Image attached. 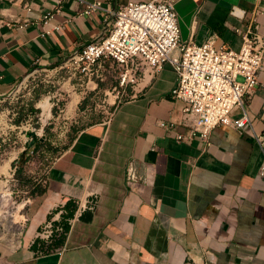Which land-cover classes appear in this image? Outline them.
<instances>
[{
	"label": "crops",
	"instance_id": "crops-1",
	"mask_svg": "<svg viewBox=\"0 0 264 264\" xmlns=\"http://www.w3.org/2000/svg\"><path fill=\"white\" fill-rule=\"evenodd\" d=\"M58 1L33 0L29 12L0 0V98L33 71L57 72L84 46L101 40L129 0H100L102 9L91 16L79 15L81 5L65 0L62 13L43 24ZM255 3L178 0L182 41L202 45L215 36L218 45L240 51L250 24L242 15ZM24 21L36 25L20 28ZM258 24L264 37L263 16ZM55 28L52 36H40ZM106 66L100 69L102 81ZM176 77L170 64L156 76L147 74L130 92L135 98L113 96L109 104L117 105L109 122L92 116L68 140L39 179L46 182L41 183L44 193L27 207L19 246L0 248V264H264V149L257 142L264 134V70L248 99L253 128L219 127L208 147L198 138L188 139L186 105L171 95ZM85 85L75 93L71 87L68 125L81 119L86 94L110 91L95 80ZM24 159L22 154L19 162L11 161L14 169ZM131 170L142 180H130ZM70 201L77 210L65 245L38 256L31 246L39 230L49 216L61 225Z\"/></svg>",
	"mask_w": 264,
	"mask_h": 264
},
{
	"label": "built area",
	"instance_id": "built-area-1",
	"mask_svg": "<svg viewBox=\"0 0 264 264\" xmlns=\"http://www.w3.org/2000/svg\"><path fill=\"white\" fill-rule=\"evenodd\" d=\"M8 1L32 11L33 0ZM64 1L59 0L54 12L45 14L43 24L48 25L55 14L62 13ZM74 1L83 8L79 12L81 16H91L102 9L100 0ZM177 2L129 0L116 11L101 40L84 46L57 71L69 68L73 72L70 79L79 77L88 82L95 77L101 80L100 69L110 63L118 71L114 91L117 100L122 101L124 97L135 98L130 92L136 91L147 74L156 76L165 64H170L177 76L171 95L174 100L186 105L183 120L189 128L188 139L198 138L208 147L213 132L219 127L238 131L253 128L247 106L249 96L259 86V75L264 70V37L258 24L259 18L264 17V0H256L249 14L243 12L242 17L248 16L250 24L242 36L240 51L218 45L215 36L202 45L182 41ZM233 14L236 15V8ZM67 22H72V18ZM31 24L36 25L24 21L19 27ZM54 30L59 29L46 30L40 36H52ZM161 127L168 128L165 123H161ZM178 140H184V136H179ZM257 142L264 149V134L257 137ZM129 179L142 180L134 170L129 172ZM38 182L46 183L44 179ZM28 202L31 205L33 198ZM53 223H47L36 239L50 243L54 234L63 232L62 225L55 227ZM37 255L44 256V250L39 248Z\"/></svg>",
	"mask_w": 264,
	"mask_h": 264
},
{
	"label": "rangeland",
	"instance_id": "rangeland-1",
	"mask_svg": "<svg viewBox=\"0 0 264 264\" xmlns=\"http://www.w3.org/2000/svg\"><path fill=\"white\" fill-rule=\"evenodd\" d=\"M105 66L108 68L107 78L102 81L95 77L94 80L104 84L102 89L110 91L107 94L103 91L86 94V99L79 106L84 108L80 113L81 119L74 120L71 126L68 125L69 119H65L71 87H75V93L87 82L79 77L70 79L73 72L69 68L57 72L33 71L10 95L0 98V248L11 251L19 246L25 227L24 215L34 191V187L25 181L42 186L38 180L44 177L57 156L67 149L72 135L88 125L91 119L111 118L116 105L109 103L113 102L116 94L118 71L110 63ZM46 99L54 105L49 113H44L39 107ZM125 100H129L128 97L122 99ZM31 104L36 113H31ZM33 135L40 139L42 146L30 154V160L23 166L18 164L23 171L18 177L11 161L19 162L22 154L33 149L30 146Z\"/></svg>",
	"mask_w": 264,
	"mask_h": 264
},
{
	"label": "trees",
	"instance_id": "trees-1",
	"mask_svg": "<svg viewBox=\"0 0 264 264\" xmlns=\"http://www.w3.org/2000/svg\"><path fill=\"white\" fill-rule=\"evenodd\" d=\"M104 84L100 83L99 81V87H103ZM31 113H36V111L33 109V104H31ZM18 123H20V121H17ZM74 135H72L73 138ZM30 146H32L33 149H28L27 153L25 152L24 154H26L25 159H24V163L28 162L30 160V154L32 153H36L37 150H39L42 146V143L40 141V139H38L35 135H33V141L32 144H30ZM22 161V158L21 160ZM14 166V164H13ZM22 168H17L16 169V175L19 177L22 175ZM25 183L30 184L32 187H34V191H33V197H35L37 194L41 195L44 193V189L42 188L41 185H36L34 182L28 180L25 181ZM65 214L62 215V221H61V225L63 226V232L60 234H54L50 243H46L44 240L42 239H36L34 244L31 246V249L37 254L39 248H42L44 250L45 255L50 254L52 252H56L58 250H60L64 245H65V241H66V237L70 228L69 225V220L72 219L75 215V212L77 210V205L75 203H72L71 201L68 202L64 207H63ZM51 218L52 216H49V222H51ZM53 225L56 227L57 225H59L58 222H54ZM42 229H40L39 231H41Z\"/></svg>",
	"mask_w": 264,
	"mask_h": 264
},
{
	"label": "bare ground",
	"instance_id": "bare-ground-1",
	"mask_svg": "<svg viewBox=\"0 0 264 264\" xmlns=\"http://www.w3.org/2000/svg\"><path fill=\"white\" fill-rule=\"evenodd\" d=\"M39 107L42 109L44 113H49L51 109V104L49 99H46L43 102H41Z\"/></svg>",
	"mask_w": 264,
	"mask_h": 264
},
{
	"label": "water",
	"instance_id": "water-1",
	"mask_svg": "<svg viewBox=\"0 0 264 264\" xmlns=\"http://www.w3.org/2000/svg\"><path fill=\"white\" fill-rule=\"evenodd\" d=\"M111 24V23H110Z\"/></svg>",
	"mask_w": 264,
	"mask_h": 264
}]
</instances>
